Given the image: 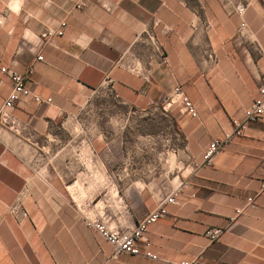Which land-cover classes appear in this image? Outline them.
I'll return each mask as SVG.
<instances>
[{"label": "crops", "instance_id": "1", "mask_svg": "<svg viewBox=\"0 0 264 264\" xmlns=\"http://www.w3.org/2000/svg\"><path fill=\"white\" fill-rule=\"evenodd\" d=\"M1 67L51 101L0 125V264H264V114L198 167L264 84V0H0ZM176 85L196 118L167 105ZM10 90L0 73V108ZM172 193L145 233L156 259H111L89 224L131 230Z\"/></svg>", "mask_w": 264, "mask_h": 264}, {"label": "built area", "instance_id": "2", "mask_svg": "<svg viewBox=\"0 0 264 264\" xmlns=\"http://www.w3.org/2000/svg\"><path fill=\"white\" fill-rule=\"evenodd\" d=\"M84 6L83 1H79L76 8ZM101 7L110 12L111 9L106 4H101ZM244 6L235 5L234 13L237 17L241 18L243 14ZM66 26L65 23H60L58 30H48L46 33V40L51 41L53 37H62L63 30ZM245 25L243 21H240L238 29H244ZM37 60H42L41 56L37 57ZM131 70L138 73L139 70L136 65H133ZM0 73L5 75L11 82V90L7 96V99L0 108V125L12 132H19L21 123L13 115L10 114L9 109L19 102L21 99L30 98L36 103H50V99L43 100L39 96L33 94L26 86L28 74H20L13 69L1 67ZM104 83L107 86L110 85L111 80L106 77ZM166 103L168 106H177L181 113L186 114L189 118H196L197 114L193 104L185 96L180 85H176L167 97ZM264 114V84L258 87L257 95L251 101L250 105L242 112V121H232L231 131L223 134L220 138L211 139L204 149L201 155V161L198 165L201 167H208L211 165L213 156L220 150L223 145L228 144L232 139L239 137L247 124L257 122ZM264 189V179L260 182L259 191ZM176 193H172L169 196L161 200L158 206L149 214H147L135 228L126 231H119L109 228L105 223L91 222L89 225L99 234V236L110 246V258L113 259L122 254H129L132 256H143L152 260L156 259L150 252V243L147 240L145 233L148 227L159 219L164 218L167 215V209L165 205L176 204ZM247 205H252V199H247ZM11 212L18 220L25 218V212L19 210L17 207H13ZM239 211H235L238 214ZM219 234L218 229H209L205 232V236L209 239H214ZM88 264V263H84ZM179 264H196L195 261H181Z\"/></svg>", "mask_w": 264, "mask_h": 264}, {"label": "rangeland", "instance_id": "3", "mask_svg": "<svg viewBox=\"0 0 264 264\" xmlns=\"http://www.w3.org/2000/svg\"><path fill=\"white\" fill-rule=\"evenodd\" d=\"M107 92L108 91H105V90H100L99 91V93L101 94H107ZM110 103H111V106H112V109H113V111H114V113L115 114H118V115H123V116H127V110H126V108L123 106V105H121V104H119V103H117V102H115V101H113V100H110L109 101ZM104 113L101 111V115H103ZM145 120L147 121V120H150V117L149 116H147L146 118H145ZM105 120H104V118H103V122H104ZM147 123V122H146Z\"/></svg>", "mask_w": 264, "mask_h": 264}, {"label": "clouds", "instance_id": "4", "mask_svg": "<svg viewBox=\"0 0 264 264\" xmlns=\"http://www.w3.org/2000/svg\"><path fill=\"white\" fill-rule=\"evenodd\" d=\"M12 7H15L14 5Z\"/></svg>", "mask_w": 264, "mask_h": 264}]
</instances>
